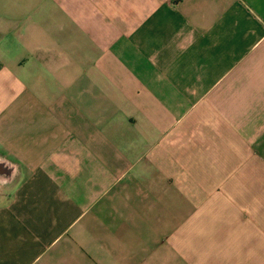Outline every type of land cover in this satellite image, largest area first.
Here are the masks:
<instances>
[{"label": "crops", "instance_id": "crops-1", "mask_svg": "<svg viewBox=\"0 0 264 264\" xmlns=\"http://www.w3.org/2000/svg\"><path fill=\"white\" fill-rule=\"evenodd\" d=\"M0 264H264V0H0Z\"/></svg>", "mask_w": 264, "mask_h": 264}]
</instances>
